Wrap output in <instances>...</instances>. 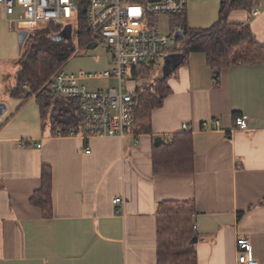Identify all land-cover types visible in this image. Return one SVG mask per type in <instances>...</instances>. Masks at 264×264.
Returning <instances> with one entry per match:
<instances>
[{"label": "crops", "instance_id": "1", "mask_svg": "<svg viewBox=\"0 0 264 264\" xmlns=\"http://www.w3.org/2000/svg\"><path fill=\"white\" fill-rule=\"evenodd\" d=\"M257 4L229 19L264 44V5ZM0 21L14 31L1 7ZM213 72L203 54H190L168 77L171 92L149 128L134 125L122 141L52 135L35 102L38 119L32 100H19L22 117L0 122V264H156L155 214L166 201L195 203L186 248L198 264H236L240 236L264 264V64ZM5 88L2 81L8 97ZM0 104L12 113L1 96ZM236 117L246 119L247 130L236 129ZM182 134L191 137L193 172L154 174L153 150ZM43 166L52 171L49 219L30 204ZM118 197L123 213L113 203Z\"/></svg>", "mask_w": 264, "mask_h": 264}, {"label": "trees", "instance_id": "2", "mask_svg": "<svg viewBox=\"0 0 264 264\" xmlns=\"http://www.w3.org/2000/svg\"><path fill=\"white\" fill-rule=\"evenodd\" d=\"M257 0H221L216 21L206 29H189L186 11L167 16L171 35L179 31L181 37L173 38L170 53H182L184 61L193 53L205 56L212 71H220L237 64H264V44L256 40L248 25L233 23L229 15L233 11L251 12ZM58 30L51 25H40L29 32L24 40V52L17 61V71L12 87L5 92L11 99L25 104L33 100L38 108L42 127L48 125L52 135L68 136L79 133L83 117L79 101L56 95L53 76L75 53L71 40L56 41ZM77 46L86 48L92 41L83 22L75 32ZM156 65L141 66L131 71L134 83L132 97L135 103L133 125L148 129L152 113L170 94L168 79L154 78L141 81L150 75ZM235 120V118H234ZM154 174H191L194 169V153L191 137L178 135L170 145L160 144L153 150ZM52 171L43 166L40 188L30 198V204L38 208L42 218L51 217ZM196 208L193 201H166L158 204L155 214L157 224L156 264H198L196 253L186 248L193 238L191 218Z\"/></svg>", "mask_w": 264, "mask_h": 264}, {"label": "built area", "instance_id": "3", "mask_svg": "<svg viewBox=\"0 0 264 264\" xmlns=\"http://www.w3.org/2000/svg\"><path fill=\"white\" fill-rule=\"evenodd\" d=\"M186 6L187 0H0L5 22L20 32L29 33L46 24L59 33L70 26L71 39L77 43L75 32L80 22L84 23L91 43L101 44L110 56V67L94 76H76L60 70L53 76V90L60 97L79 101L83 117L81 128L79 133L71 132L69 136L119 141L124 140L133 125L135 109L132 91L124 88L123 83H133L131 71L134 69L157 65L170 54V40L160 35L155 17L182 14ZM91 79L114 80L116 86L88 91L78 84ZM234 124L241 131L248 128L243 117H236ZM218 125L219 121L213 120L210 129L214 130ZM186 128L183 125L182 129ZM202 128L209 130L206 123ZM19 144L24 147L28 143L20 141ZM113 203L124 212L122 198L114 199ZM236 247V264H257L250 256L251 245L245 237H238Z\"/></svg>", "mask_w": 264, "mask_h": 264}, {"label": "rangeland", "instance_id": "4", "mask_svg": "<svg viewBox=\"0 0 264 264\" xmlns=\"http://www.w3.org/2000/svg\"><path fill=\"white\" fill-rule=\"evenodd\" d=\"M221 0H187L186 6V24L189 29H206L210 27L217 19L219 5ZM257 9L261 5H264V0H257ZM252 18V16H250ZM157 28L160 35L169 38V48L175 46L173 36L171 35L170 22L167 16H156L155 17ZM230 20V19H229ZM46 25V24H41ZM20 30L14 29L10 32L7 29V24L0 21V96L3 100L8 101L10 108H12V113H4L1 118V123H6L7 121L13 120L16 117H22L20 113L15 111L16 107L20 105L19 100H12L2 94V81L5 82L6 87H12L14 84V75L17 71V60L19 56L24 52L25 48L22 46L21 51L18 49V35ZM73 43L75 53L68 60V62L63 66L62 71L66 74L80 75V74H90L98 75L104 70H102V65H107L110 56L104 51L101 44L92 50L87 48H79L70 38ZM163 61L156 65V68L145 77L141 83H146L154 78L160 77V69L162 67ZM108 69V68H107ZM127 75V79H128ZM83 85L88 91H101L108 87L116 86L114 80L108 79H91L87 81H81L78 83ZM123 87L132 91L134 88V83H123ZM7 107L6 103H4ZM29 105L34 108V117L38 119L37 108L33 102H29Z\"/></svg>", "mask_w": 264, "mask_h": 264}, {"label": "water", "instance_id": "5", "mask_svg": "<svg viewBox=\"0 0 264 264\" xmlns=\"http://www.w3.org/2000/svg\"><path fill=\"white\" fill-rule=\"evenodd\" d=\"M28 32L27 31H21L18 35V49L21 51L23 43L25 38L27 37ZM182 32H175L173 38L181 37ZM71 38V27L66 26L61 32H59L55 36L56 41H68ZM97 47V43H90L86 48L89 50L94 49ZM184 61V55L182 53H170L168 54L162 63V67L160 69V77L162 79H167L177 67H179ZM214 74H217L216 71L213 72ZM5 111V106L3 104H0V115H2ZM160 142L159 138L154 139V145L158 146V143Z\"/></svg>", "mask_w": 264, "mask_h": 264}]
</instances>
